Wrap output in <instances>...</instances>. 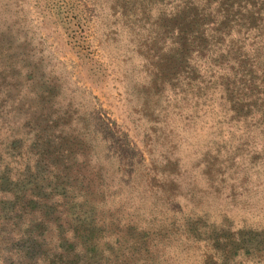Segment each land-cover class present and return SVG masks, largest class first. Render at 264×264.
I'll list each match as a JSON object with an SVG mask.
<instances>
[{
	"label": "rangeland",
	"instance_id": "1",
	"mask_svg": "<svg viewBox=\"0 0 264 264\" xmlns=\"http://www.w3.org/2000/svg\"><path fill=\"white\" fill-rule=\"evenodd\" d=\"M53 138L90 264H264V0H0V173Z\"/></svg>",
	"mask_w": 264,
	"mask_h": 264
},
{
	"label": "trees",
	"instance_id": "2",
	"mask_svg": "<svg viewBox=\"0 0 264 264\" xmlns=\"http://www.w3.org/2000/svg\"><path fill=\"white\" fill-rule=\"evenodd\" d=\"M68 143L37 139L32 147L39 157L32 165L0 173V235L12 238L10 248L25 261L9 264H90L99 258L97 224L103 221L89 207L88 185L71 184L76 175L64 166L72 155Z\"/></svg>",
	"mask_w": 264,
	"mask_h": 264
}]
</instances>
